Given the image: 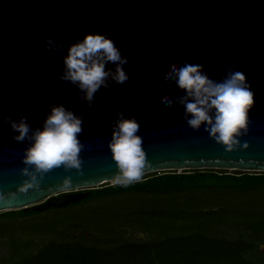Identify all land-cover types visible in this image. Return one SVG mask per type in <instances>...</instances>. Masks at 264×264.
Returning a JSON list of instances; mask_svg holds the SVG:
<instances>
[{
    "label": "water",
    "instance_id": "obj_1",
    "mask_svg": "<svg viewBox=\"0 0 264 264\" xmlns=\"http://www.w3.org/2000/svg\"><path fill=\"white\" fill-rule=\"evenodd\" d=\"M93 32L110 38L127 58L122 68L128 79H108L89 105L60 75L69 45ZM184 63L202 65L213 80L229 69L245 76L253 105L233 149L211 139L203 124L196 130L186 124L178 102L184 93L167 83L172 69ZM166 99L172 100L167 108ZM57 104L81 118L79 168L61 165L38 175V191L17 193L0 212L65 207L85 198L83 190L109 182L116 167L107 142L117 111L139 124L145 174L264 172V0H0V193L15 191L27 179L20 169L31 170L22 162L30 140H14L5 118L23 115L30 130L36 129ZM65 177L73 188L57 190Z\"/></svg>",
    "mask_w": 264,
    "mask_h": 264
},
{
    "label": "rangeland",
    "instance_id": "obj_2",
    "mask_svg": "<svg viewBox=\"0 0 264 264\" xmlns=\"http://www.w3.org/2000/svg\"><path fill=\"white\" fill-rule=\"evenodd\" d=\"M105 185L112 184L109 181L95 188ZM261 217H264V185L243 190L212 188L168 194H121L46 209L24 218H0V262L12 255L13 238L19 245L18 254L13 255V260H18L16 264H22L19 260L22 252L34 253L50 240L100 247L126 241H161L164 251L160 256L151 247L155 264H264V250L260 247L264 236L253 234L248 228L249 222ZM25 225H32V230L22 229ZM235 240L251 243L252 249L235 251L229 244ZM213 241L222 244L212 245Z\"/></svg>",
    "mask_w": 264,
    "mask_h": 264
},
{
    "label": "clouds",
    "instance_id": "obj_3",
    "mask_svg": "<svg viewBox=\"0 0 264 264\" xmlns=\"http://www.w3.org/2000/svg\"><path fill=\"white\" fill-rule=\"evenodd\" d=\"M48 42H51L50 39ZM126 62L127 58L120 54L110 38L102 33H86L67 48L62 58L60 79L74 84L90 105L93 94L101 86H109L108 79L117 84L128 79L122 68ZM106 63H111L113 67L106 69ZM173 82L184 93L178 102L184 108L186 124L193 130L203 124L211 139L225 150L233 149L238 137L246 131L248 111L253 105V94L243 73L229 69L221 80H213L203 72L202 65L184 63L172 69L167 77L169 85ZM171 104V99L164 101L166 108ZM115 115L107 142L116 167L110 183L126 187L145 178L147 161L141 137L137 134L139 124L136 119L131 116L125 118L119 111ZM5 119L15 133L14 140H30L23 150L22 162L31 165V170L27 167L20 169L27 179L15 191L0 193V205L7 209L17 193L39 190L38 175L42 177L48 170L61 165L64 169H78V154L82 145L77 135L81 131V118L63 105L50 106L41 126L32 130L23 115L18 120ZM70 185V179L65 177L56 188L67 191L73 188Z\"/></svg>",
    "mask_w": 264,
    "mask_h": 264
},
{
    "label": "trees",
    "instance_id": "obj_4",
    "mask_svg": "<svg viewBox=\"0 0 264 264\" xmlns=\"http://www.w3.org/2000/svg\"><path fill=\"white\" fill-rule=\"evenodd\" d=\"M257 185H264V172L236 173L224 172L217 169H190L180 170L179 172L175 170L159 171L147 174L142 181L126 187L105 185L99 188L85 189L83 191L88 192L85 198L67 206L127 193L168 194L212 188L243 190ZM41 212L31 211L30 209L26 211L23 209L3 211L0 212V218L12 220L38 215ZM27 227L32 230V225H25L22 229ZM248 228L253 234L263 235L264 217L249 222ZM220 243L222 244V241H213L212 245H220ZM163 244L161 241L153 243L126 241L100 247L76 241L57 242L50 240L37 248L34 253L22 252V257L19 260H21L22 264H155L151 255V247H154L156 254L158 253L157 255L160 256L164 251ZM229 244L235 251L239 252L252 249L251 243H246L242 240H235L229 242ZM18 246L16 240L11 238L10 247L12 255L7 259H3L0 264H8L7 261H10V264L18 263V260H13V255L18 254Z\"/></svg>",
    "mask_w": 264,
    "mask_h": 264
},
{
    "label": "flooded vegetation",
    "instance_id": "obj_5",
    "mask_svg": "<svg viewBox=\"0 0 264 264\" xmlns=\"http://www.w3.org/2000/svg\"><path fill=\"white\" fill-rule=\"evenodd\" d=\"M264 235V234H263ZM263 244V243H262Z\"/></svg>",
    "mask_w": 264,
    "mask_h": 264
}]
</instances>
